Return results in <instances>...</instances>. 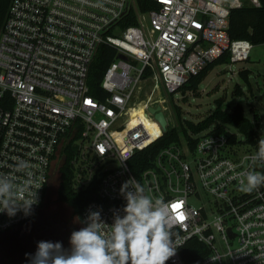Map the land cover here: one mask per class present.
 Returning a JSON list of instances; mask_svg holds the SVG:
<instances>
[{"label": "built area", "instance_id": "obj_1", "mask_svg": "<svg viewBox=\"0 0 264 264\" xmlns=\"http://www.w3.org/2000/svg\"><path fill=\"white\" fill-rule=\"evenodd\" d=\"M133 1L12 0L0 33V175L21 186L30 179L33 192L40 188L31 215L0 213V234L39 217L54 162L72 143L74 189L99 180L82 221L91 208L111 224L126 203L121 186L134 178L146 195L169 207L181 246L166 264H264V185L240 189L248 171L264 173V164L252 159L264 139L263 121L256 126L247 115L254 144L231 127L229 135L211 127L163 148L146 166L138 157L176 126L169 125L172 104L181 107L176 93L191 77L226 53L230 64L251 58L254 45L229 35L230 15L263 1L153 0L158 9L148 11ZM131 15L137 24L125 26ZM102 46L115 53L103 75V99L89 85ZM141 102L161 135L151 136L143 123L129 127L130 110ZM158 107L166 131L150 111ZM21 161L28 166L18 169ZM193 240L206 249L188 263L183 255H195L186 249Z\"/></svg>", "mask_w": 264, "mask_h": 264}, {"label": "clouds", "instance_id": "obj_2", "mask_svg": "<svg viewBox=\"0 0 264 264\" xmlns=\"http://www.w3.org/2000/svg\"><path fill=\"white\" fill-rule=\"evenodd\" d=\"M253 161L264 164V139L258 141ZM28 165L21 161L18 169ZM264 185V173L248 171L240 182V189L252 192ZM32 182L23 186L5 175H0V213L10 218L17 213L32 214L39 203L37 187ZM30 198H25L24 193ZM120 194L125 200L122 210L113 212L108 224L100 210L88 211L83 227L71 232L70 247L61 241H38L34 253H25L28 264H166L180 247L171 230L170 210L161 199L145 194V188L134 178L122 184ZM122 212V214H121Z\"/></svg>", "mask_w": 264, "mask_h": 264}, {"label": "trees", "instance_id": "obj_3", "mask_svg": "<svg viewBox=\"0 0 264 264\" xmlns=\"http://www.w3.org/2000/svg\"><path fill=\"white\" fill-rule=\"evenodd\" d=\"M262 1L263 6L260 8L246 6L242 9L232 10L228 31L232 40H248L254 46L264 44V0ZM11 2L12 0H0V33L7 19ZM138 4L141 11L158 9L156 2L153 0H138ZM136 24L134 15H131L130 20L125 21L124 25L130 26ZM114 59L115 53L112 48L108 46H102L100 48L92 66L89 79L92 95L101 99L104 98L105 93L101 87L103 75ZM229 63L230 56L227 53L219 59L208 63L198 75L189 79V81L182 87L181 91L186 92L190 90L197 93L201 83L206 79L210 71H212L215 66ZM250 74L251 71L248 69L239 71L240 78L248 84L250 82ZM243 92V87L240 84H236L234 87V94H236V96H241L243 95ZM215 103L216 107L210 112V114L197 123L184 119L182 108L172 104L176 126L169 129L159 140L139 154L138 157H143L144 165H148L151 157H154L163 148L175 143H180L183 138L190 140V133H200L211 127L214 128L216 133L228 135L229 132L227 127L234 128L241 133L248 143L254 144L255 126L253 125L250 117L246 115L243 105L238 103L230 109L229 107L224 106L225 101L223 99L216 100ZM250 113L254 116V124L256 126H260L262 117L260 116L259 111L255 107L250 106ZM161 133L162 132L160 131L158 136L161 135ZM77 137L78 133L75 135L73 141L76 140ZM149 138L146 139V141H148ZM231 139L234 141L235 137H232ZM194 143L195 141L191 142L193 146ZM63 154L65 158L63 165L59 169L60 183L58 187L57 200L58 202L71 207L73 209L74 216L80 224H82V210L89 201L95 198L96 191L99 187V180L95 179L85 190L76 191L73 183L75 167L72 165V160L76 155V150L74 149L72 143L65 149ZM17 230H19V228L13 229L5 234H0V239L14 235V232ZM55 236H58L60 241L63 240L62 234L56 233ZM55 241H58V238L55 237ZM12 248L15 254H10L8 257L9 261L7 262L4 259L1 264H28L26 256L16 253V246H13ZM186 249H191L195 252V255H183L185 261L190 263L200 260L202 255L198 254L206 248L198 241L193 240L188 243Z\"/></svg>", "mask_w": 264, "mask_h": 264}, {"label": "rangeland", "instance_id": "obj_4", "mask_svg": "<svg viewBox=\"0 0 264 264\" xmlns=\"http://www.w3.org/2000/svg\"><path fill=\"white\" fill-rule=\"evenodd\" d=\"M133 3L135 4V1L132 0ZM244 69L251 71L249 84L239 76V71ZM236 84L243 87V95L236 96L234 94ZM150 88L151 85H147V89ZM161 92L164 93V90ZM185 93L183 98V92H177L176 99L182 107L183 117L186 120L195 123L201 121L216 107L215 101L223 99L225 101L224 106L230 109L238 103L242 104L248 116L250 115V106L255 107L262 117L261 126L264 129V44L254 46L248 61L215 66L201 83L197 93L190 90ZM142 104H146V102H142ZM135 106L137 107V104ZM135 106L130 110L132 117L130 127H137L142 119L135 111ZM174 123L176 125V121H171L169 125H174ZM231 130L233 131L234 128ZM64 158V154L59 155L54 162L48 195L37 220L20 227L14 232V235L0 239V264L4 259L8 262L10 254H15L13 246L17 247L15 251L19 255L25 256V253H34L37 245L34 239L38 238L36 231L41 230L42 228L39 229V227L43 224H48L50 227L54 226L55 235L60 233L64 235V239L68 238V241L65 240V246L69 245L71 232L83 227L74 216L73 209L57 200L60 183L59 169L64 163Z\"/></svg>", "mask_w": 264, "mask_h": 264}, {"label": "bare ground", "instance_id": "obj_5", "mask_svg": "<svg viewBox=\"0 0 264 264\" xmlns=\"http://www.w3.org/2000/svg\"><path fill=\"white\" fill-rule=\"evenodd\" d=\"M135 108H136L135 111L137 112V114L140 115V117L142 118L141 123H143V125H145L147 127V130L149 131L150 135L151 136L158 135V133H160L161 129L158 127L157 123L151 119L150 115L148 114L147 104H142V102L137 103V107L135 106ZM131 124H132V121H131L130 125ZM130 125H129V127H130ZM134 127H130V128H134ZM148 138H146V139H148ZM146 139L144 141H146Z\"/></svg>", "mask_w": 264, "mask_h": 264}, {"label": "flooded vegetation", "instance_id": "obj_6", "mask_svg": "<svg viewBox=\"0 0 264 264\" xmlns=\"http://www.w3.org/2000/svg\"><path fill=\"white\" fill-rule=\"evenodd\" d=\"M35 220H37V219H35ZM35 220H33V221H31V222H29L27 224H31ZM27 224H25V225H27ZM22 226H24V225H22ZM22 226H19L17 228H20ZM17 228H14V229H17ZM39 229H41V230H39ZM39 229H38L39 231H36L37 232L36 235H38V238H35L34 239L35 242L42 241V240L43 241H53V242H55V237L58 238V241H60L59 237L58 236H55V228H54V226L50 227L48 224H43L41 227H39ZM62 238H63V240L61 242L63 243L64 248L65 249L69 248L70 245L65 246V244H66L65 243V240L68 241V238H65L64 239V235H62ZM36 247H37V245H36ZM35 251H36V249H35Z\"/></svg>", "mask_w": 264, "mask_h": 264}, {"label": "water", "instance_id": "obj_7", "mask_svg": "<svg viewBox=\"0 0 264 264\" xmlns=\"http://www.w3.org/2000/svg\"><path fill=\"white\" fill-rule=\"evenodd\" d=\"M185 94H186V93L183 92V96H184ZM150 111H151L152 113H156V112H157L156 118H157V120L160 122V124H161V126L163 127L164 131H166V130H167V127H166V125H167V121H166V119H165L164 114L160 111V107H158L157 109L150 108Z\"/></svg>", "mask_w": 264, "mask_h": 264}, {"label": "snow or ice", "instance_id": "obj_8", "mask_svg": "<svg viewBox=\"0 0 264 264\" xmlns=\"http://www.w3.org/2000/svg\"><path fill=\"white\" fill-rule=\"evenodd\" d=\"M174 207H176V206H174Z\"/></svg>", "mask_w": 264, "mask_h": 264}]
</instances>
